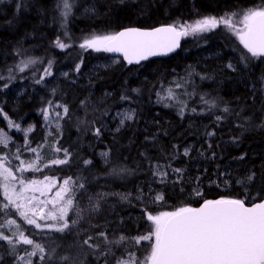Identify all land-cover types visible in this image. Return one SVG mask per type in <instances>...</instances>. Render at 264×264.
Instances as JSON below:
<instances>
[{
	"label": "trees",
	"instance_id": "1",
	"mask_svg": "<svg viewBox=\"0 0 264 264\" xmlns=\"http://www.w3.org/2000/svg\"><path fill=\"white\" fill-rule=\"evenodd\" d=\"M261 8L264 0H74L65 18L62 0H0V128L14 140L0 145V160L18 178L0 177V225L11 208L2 195L4 183L17 189L19 179L45 177L57 185L72 178L67 196L74 204L66 218L70 224L79 221L57 232L16 216L13 240L23 232L45 248V260L37 251L30 256L32 264H61L55 258L65 255L77 264H105V259L115 264L127 253L142 262L154 237L139 243L136 238L153 231L149 214L175 212L204 200H264V56L253 57L237 35L243 15ZM204 17L232 23L189 32L174 54L138 65L101 47L80 46L125 26L172 24L182 30ZM58 40L67 47L60 48ZM28 59L35 63L20 72L17 66ZM49 61L51 75L46 76ZM168 89L174 97L168 98ZM61 105L69 109L66 116ZM46 108L48 119L42 111ZM126 108L132 118L117 125L115 114ZM217 116L223 119L217 121ZM27 126L32 130L26 131ZM63 149L71 153L68 163L51 164L65 159ZM114 169L121 171L112 174ZM98 192L113 195L93 212ZM35 219L42 225L52 221ZM89 236V244L98 247L83 243ZM121 236L126 239L115 243ZM33 250V245L13 247L0 239V264H18Z\"/></svg>",
	"mask_w": 264,
	"mask_h": 264
},
{
	"label": "snow or ice",
	"instance_id": "2",
	"mask_svg": "<svg viewBox=\"0 0 264 264\" xmlns=\"http://www.w3.org/2000/svg\"><path fill=\"white\" fill-rule=\"evenodd\" d=\"M63 12L62 15L67 18L71 14V9L74 6V0H62ZM59 6V5H58ZM21 5H17L19 9ZM90 11L91 9H85ZM219 23L230 25L232 22L230 19L220 18L217 20L215 17H204L203 19L195 21L193 25L181 26L182 30L178 31L176 26L168 25L166 27L154 28L151 31H145L137 28L125 29L122 32L116 33L113 36L104 37H92L85 39L84 43L80 46L82 48H95L100 50V46H103L105 51H120L124 53L129 63L133 59L137 61L139 59L146 58V55L153 54V50L157 48H166L171 51L173 47L178 44V37L181 35H188L189 32L198 33L210 30L217 27ZM242 23L244 28L237 31L241 42L244 47L251 53L253 57L264 56V8L248 10L243 15ZM60 48L67 47L66 44L57 41ZM247 59V57H242ZM35 63L34 60H23L17 66L20 72H23L30 64ZM51 61H49V68L45 69V75H51L50 71ZM231 67V65H229ZM80 65H77L79 70ZM67 75V74H65ZM43 77H41V80ZM37 80L36 83H40ZM8 87L7 84L4 85ZM180 87V85H177ZM168 98L175 96V93L171 90H167ZM126 99V97H122ZM84 101L81 104L84 105ZM205 103H209L205 101ZM212 106L215 107V102H212ZM63 113L66 116L69 109L66 105H61ZM43 114L46 119L49 117L48 109H43ZM193 111H195L193 109ZM225 113L229 112V108L223 109ZM2 114V109H0ZM239 115V113H237ZM57 119H61L60 113H56ZM132 116L125 114L124 119H131ZM124 119H121L120 123H124ZM222 116H217L216 120L220 121ZM250 119V118H245ZM16 128H20L19 124H12ZM29 127L26 131H31ZM119 130V129H117ZM95 135L99 137L101 135V128H95ZM211 135V133L209 134ZM0 136H5L4 139H0V143H6V134L3 130H0ZM27 142V141H26ZM32 152H36V149H29ZM60 151L61 149H56ZM65 159L50 161L51 164H65L68 163V157L71 153L68 149H63ZM187 154V150L185 151ZM105 157L108 153H103ZM19 159V156H17ZM39 159V157H37ZM107 163V160L105 161ZM85 164H90L91 161L85 160ZM24 162H22L23 166ZM47 166V165H46ZM28 168L35 167L34 163H28ZM158 167V166H157ZM121 170L114 169L112 174L118 175ZM176 172H180V169H175ZM157 175L164 177L167 173L159 172ZM0 177L4 180L18 179L14 176L12 169L4 167L2 160H0ZM251 179V177H248ZM44 182L30 181L25 182L23 179H19L21 184V191L19 193L9 190L8 184H4V194L7 196L8 201L12 204L21 217L27 221L29 225H35L36 228H55L57 232H65L69 230L72 225H76L79 221L72 220L69 223L68 216L69 210L73 207V198H66V196L72 192V178L69 177L63 180V184L55 193L54 201H63V207L59 209L58 215L55 213L44 214L43 208L39 207V204H46V201L38 202V206L35 208L27 207L25 204L18 203L17 201L27 200L28 205H31L33 200L37 198L35 196L27 198L24 196V192L31 188L33 191H40L41 195H44V190L35 187L37 183L44 184V189L50 190L52 181L50 178L45 177ZM80 189H84V184H79ZM108 195L112 193L98 192L95 194V203L91 204V210L93 212L99 211L101 202L106 200ZM199 195V193H197ZM15 197V199L13 198ZM91 203L92 196L87 197ZM127 198V197H123ZM158 199L160 197H157ZM4 208L8 207V204L3 205ZM27 207V210H22ZM32 212L33 216L39 217V219H47L49 216L51 219L58 221V226L53 224H40L37 219L30 218L28 212ZM148 220L153 222L154 229L148 236L136 238V243H139L141 239H151L154 237V243L151 246L149 256L144 261H138L134 258V253H127V259L123 256L116 258L115 264H264V200L259 203H253L251 207L246 206L244 200L240 199H219V200H204L203 204L199 208L185 207L180 208L175 212L161 213L153 216L148 215ZM9 224H15L16 221H7ZM3 225H0L2 228ZM107 240V235L103 232L100 233ZM0 239L8 241L15 247V244L23 243L27 245H33V251L27 253L28 256H35L37 251L40 253V260H45V248L24 235L23 232H19V238L13 240L12 236L4 235L0 232ZM126 238L121 236L120 240L115 241L119 244L120 241ZM91 237L84 240V244H88L89 247H98L97 245L89 244ZM111 244L112 242L109 241ZM55 252V249H52ZM111 249L109 248L108 255H111ZM101 256H105L104 252H101ZM51 258V257H50ZM24 259V257H20ZM60 261L61 264H77L70 256H58L55 258ZM27 264H32L31 260L27 261ZM105 264H108V260L105 259Z\"/></svg>",
	"mask_w": 264,
	"mask_h": 264
},
{
	"label": "rangeland",
	"instance_id": "3",
	"mask_svg": "<svg viewBox=\"0 0 264 264\" xmlns=\"http://www.w3.org/2000/svg\"><path fill=\"white\" fill-rule=\"evenodd\" d=\"M243 28H244V26H243ZM125 114H128V115L132 116V112L129 109H127V108L126 109H122L120 111H117V113L115 114V117L117 119L116 120V124L117 125H123V124L120 123V121H121V119H124ZM126 120L127 119H124V122ZM29 127L30 126H27L26 130ZM0 130H3V133L6 134V138H7V142L6 143H0V145L6 146L8 143H11V142L14 143L13 137L10 135V133L8 131H6L4 128H0ZM4 138H5V136H0V139H4ZM155 169L156 170H161V167L160 166H158V167L155 166ZM30 181L44 182V184L48 183V181H45V178H43V179H36V178L32 179L31 178L30 180H28V182H30ZM51 181H52V185H51V189L50 190L44 189V184L37 183L35 185L36 188L44 190V195H41L40 191H33L31 188H28V190L24 192V196L27 197V198H31L33 196H35L37 198L36 200H33L31 202V205H28V201L27 200H21V201H17V202L25 204L27 207L35 208V207L38 206V202L46 201L47 202L46 204H39V207L43 208L44 214L55 213V214L58 215L59 209L61 207H63V203L64 202L63 201H59V200L54 201V198H55L56 191L59 189L60 185H62L63 183L60 184V185H57V183H56V181L54 179H51ZM7 184L9 186L10 192L11 191H15V192L19 193L21 191V187H22L21 184L19 185V187L17 189H14L11 183H7ZM1 185L3 187V184H1ZM2 195H5L4 194V189L2 191ZM13 198L15 199V197H13ZM66 198H69V197L66 196ZM5 199L8 200L7 196H5ZM27 207L25 209H22V210L26 211ZM6 214H7V216H9V219L8 220L5 219V224L3 225L2 229L5 231V233H8V234H10L12 236L14 233H16L18 231V229H17L16 223L15 224H9V223H7V221H12L13 219H15V217L19 215V212L11 204V208L8 207V209L6 210ZM28 215H32V216H29V217L30 218H34V219H35V217H37V216H33L32 212H30V211L28 212ZM47 219L52 220L50 224L58 226V221L51 219L50 216ZM21 257H24V259H19V263L18 264H27V261L31 260L30 256H28V255L21 256Z\"/></svg>",
	"mask_w": 264,
	"mask_h": 264
},
{
	"label": "water",
	"instance_id": "4",
	"mask_svg": "<svg viewBox=\"0 0 264 264\" xmlns=\"http://www.w3.org/2000/svg\"><path fill=\"white\" fill-rule=\"evenodd\" d=\"M168 25H172V24H159V25L151 26V27L125 26V27L118 29L111 36L115 35L116 33L122 32L125 29H129V28H137V29H141V30H145V31H151L154 28L166 27ZM173 26H175V25H173ZM177 30L181 31V29H179V28H177ZM182 40H183V35L178 37V44H177V46L173 47V49L171 51H168L166 48H157V49L153 50V54H151V55L145 54L146 58L139 59L138 61L136 59H133L131 63H129L128 59L125 58L123 52H120V51H106V52L112 57L120 58L123 62H125L127 64L138 65V64H140L146 60H149V59L169 57L170 55L174 54L175 52H177L180 49L181 44H182ZM100 47L103 48L102 45ZM261 201L262 200L245 201V204H246V206L251 207L253 203H259ZM202 204H203V202L198 204V205L192 206L191 208H199Z\"/></svg>",
	"mask_w": 264,
	"mask_h": 264
}]
</instances>
